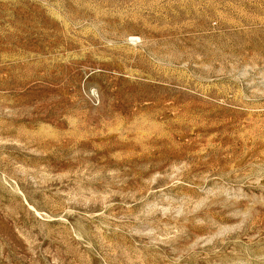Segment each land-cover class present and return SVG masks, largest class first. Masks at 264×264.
Wrapping results in <instances>:
<instances>
[{"label":"rangeland","instance_id":"1","mask_svg":"<svg viewBox=\"0 0 264 264\" xmlns=\"http://www.w3.org/2000/svg\"><path fill=\"white\" fill-rule=\"evenodd\" d=\"M0 264H264V0H0Z\"/></svg>","mask_w":264,"mask_h":264}]
</instances>
